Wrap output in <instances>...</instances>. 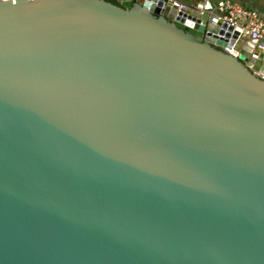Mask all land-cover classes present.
Returning a JSON list of instances; mask_svg holds the SVG:
<instances>
[{
  "label": "water",
  "instance_id": "obj_1",
  "mask_svg": "<svg viewBox=\"0 0 264 264\" xmlns=\"http://www.w3.org/2000/svg\"><path fill=\"white\" fill-rule=\"evenodd\" d=\"M205 5L0 1V264H264V40Z\"/></svg>",
  "mask_w": 264,
  "mask_h": 264
},
{
  "label": "built area",
  "instance_id": "obj_2",
  "mask_svg": "<svg viewBox=\"0 0 264 264\" xmlns=\"http://www.w3.org/2000/svg\"><path fill=\"white\" fill-rule=\"evenodd\" d=\"M205 9L216 13L234 28L248 31L256 39L264 40V18L258 12L231 0L220 1L216 5L207 1Z\"/></svg>",
  "mask_w": 264,
  "mask_h": 264
},
{
  "label": "crops",
  "instance_id": "obj_3",
  "mask_svg": "<svg viewBox=\"0 0 264 264\" xmlns=\"http://www.w3.org/2000/svg\"><path fill=\"white\" fill-rule=\"evenodd\" d=\"M209 1L212 4L216 5L217 3H219L220 1H224V0H206V2ZM233 2H236L248 9H252L256 12H258L263 18H264V0H231ZM249 41L251 42V36L249 37ZM248 39H246L247 41ZM262 51H256L257 54H259L260 56H264V44L262 45ZM264 76V75H262Z\"/></svg>",
  "mask_w": 264,
  "mask_h": 264
},
{
  "label": "trees",
  "instance_id": "obj_4",
  "mask_svg": "<svg viewBox=\"0 0 264 264\" xmlns=\"http://www.w3.org/2000/svg\"><path fill=\"white\" fill-rule=\"evenodd\" d=\"M123 6H126V7H129V6H127V5H124V4H122Z\"/></svg>",
  "mask_w": 264,
  "mask_h": 264
}]
</instances>
